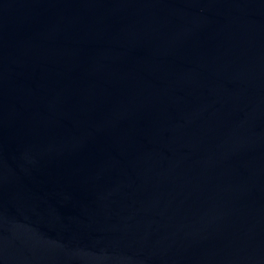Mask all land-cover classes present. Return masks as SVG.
Listing matches in <instances>:
<instances>
[{
    "label": "water",
    "instance_id": "1",
    "mask_svg": "<svg viewBox=\"0 0 264 264\" xmlns=\"http://www.w3.org/2000/svg\"><path fill=\"white\" fill-rule=\"evenodd\" d=\"M0 264H264V0H0Z\"/></svg>",
    "mask_w": 264,
    "mask_h": 264
}]
</instances>
